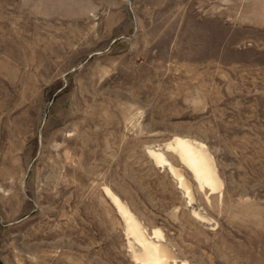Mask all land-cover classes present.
<instances>
[{
	"label": "rangeland",
	"instance_id": "rangeland-1",
	"mask_svg": "<svg viewBox=\"0 0 264 264\" xmlns=\"http://www.w3.org/2000/svg\"><path fill=\"white\" fill-rule=\"evenodd\" d=\"M105 185L187 264H264V0H0V264H140Z\"/></svg>",
	"mask_w": 264,
	"mask_h": 264
},
{
	"label": "bare ground",
	"instance_id": "bare-ground-1",
	"mask_svg": "<svg viewBox=\"0 0 264 264\" xmlns=\"http://www.w3.org/2000/svg\"><path fill=\"white\" fill-rule=\"evenodd\" d=\"M208 149L204 143L196 139L176 135L159 145H149L145 150L155 165L168 169L176 179L180 190L183 191L188 205L193 206L198 204L194 184L206 195L221 191L222 180ZM167 151L176 153L182 165H177L170 160ZM185 168L192 173L193 178L186 175ZM103 189L124 219L125 231L131 247L130 254L136 262L140 264H179V262L187 264L186 260L179 259L169 245L163 241L162 229L153 228L149 231L129 207L130 205L111 187L105 185ZM207 197L210 201V196ZM192 208V214L196 219L203 222L209 221L206 213L204 214L197 207Z\"/></svg>",
	"mask_w": 264,
	"mask_h": 264
}]
</instances>
